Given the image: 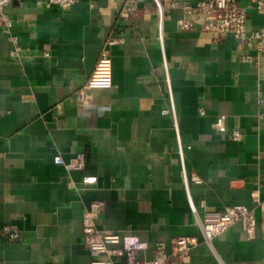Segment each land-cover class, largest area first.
Wrapping results in <instances>:
<instances>
[{
	"label": "crops",
	"instance_id": "1",
	"mask_svg": "<svg viewBox=\"0 0 264 264\" xmlns=\"http://www.w3.org/2000/svg\"><path fill=\"white\" fill-rule=\"evenodd\" d=\"M43 1L5 9L18 57L0 25V264H91L88 212L100 231L145 242L140 259L195 237L187 264H264V210L253 201L264 200V55L245 61L256 52L232 36L181 30L186 0L165 3L164 49L151 0L131 19L119 17L124 0ZM263 23L251 9L249 26ZM110 40L114 85L81 99ZM77 152L83 170L56 162ZM233 205L256 208L255 232L238 223L208 242L201 223Z\"/></svg>",
	"mask_w": 264,
	"mask_h": 264
},
{
	"label": "built area",
	"instance_id": "2",
	"mask_svg": "<svg viewBox=\"0 0 264 264\" xmlns=\"http://www.w3.org/2000/svg\"><path fill=\"white\" fill-rule=\"evenodd\" d=\"M13 0H0V25L4 24L5 32L10 34L12 43L11 56H19L21 48L17 37L10 33L12 20L5 13L6 7ZM80 0H44L42 6L52 8H68ZM146 0H124L119 12L121 19H131L137 15L139 4ZM157 9L159 19L158 40L164 49V22L166 18L165 3L170 2L173 8L178 7L177 0H151ZM254 9L264 17V0H197L192 3L186 0L182 6L184 17L178 20L181 30H194L200 25L203 30L213 34L216 41H221L227 36L234 37L239 45L247 46L256 52L255 56L245 55L243 60L254 62L264 55V23L257 29H252L248 24L249 11ZM190 16L196 17L190 19ZM116 44L115 40H110L103 49L92 76L85 88L78 94L81 99L86 98V90L110 89L113 87V65L110 47ZM49 57V53L45 54ZM204 114V109H200ZM224 117L217 119V127L223 129ZM232 139L240 141V132H233ZM58 164H63L69 171L83 170L85 167L84 152H77L70 162H65L61 156L56 157ZM84 184H92L95 178L85 177ZM256 208L264 210V200L259 194L253 198ZM256 208H249L245 205H233L227 207L222 212L209 213L201 223L204 238L211 242L216 236L227 231L235 224L241 223L244 230L251 234L257 227ZM84 233L86 245L92 256L91 264H120L125 260L126 264H187L192 249L199 240L195 237H178L172 241V249L165 242H159L149 259H140V253L147 249V244L136 235L122 236L118 232L100 231L93 219L92 213H85L83 216ZM20 237V231L16 228L10 235L12 240Z\"/></svg>",
	"mask_w": 264,
	"mask_h": 264
}]
</instances>
